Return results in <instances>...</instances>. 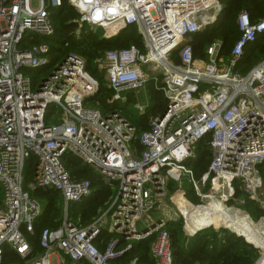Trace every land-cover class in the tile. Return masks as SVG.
<instances>
[{
	"label": "built area",
	"instance_id": "obj_1",
	"mask_svg": "<svg viewBox=\"0 0 264 264\" xmlns=\"http://www.w3.org/2000/svg\"><path fill=\"white\" fill-rule=\"evenodd\" d=\"M64 1L76 10L77 27L102 29L105 39L137 27L143 38V50L135 45L110 50L103 61L113 102L140 96L150 83L166 100L164 118H150L149 130L139 139V156L131 149L136 128L128 119L85 105L99 85L78 54L65 55L36 82L27 74L50 65L48 44H24L34 38L30 33L55 35L51 12ZM221 11L219 0H0V264L6 250L24 264H113L149 238H154V264H174L164 220L138 229L148 222L156 199L171 196L173 203L172 180L188 177L202 203L237 190L255 197L262 183L258 167L264 162V59L245 75L236 67L245 48L264 35V18L253 21L247 12L240 13L230 59L220 56L222 42L216 41L199 63L187 39L212 26ZM144 104L137 101L134 108L143 114L150 106L147 99ZM51 105L63 111L59 124L46 122ZM207 137L212 160L197 180L186 163L197 158L196 145ZM68 155L118 185L115 237L103 250L95 242L104 232V219L79 228L69 218L70 204L86 200L93 190L89 180L72 179L65 165ZM31 157L36 165L25 187ZM27 188L54 190L63 200L62 224L42 231L40 254L28 236L35 235L43 207Z\"/></svg>",
	"mask_w": 264,
	"mask_h": 264
},
{
	"label": "trees",
	"instance_id": "obj_2",
	"mask_svg": "<svg viewBox=\"0 0 264 264\" xmlns=\"http://www.w3.org/2000/svg\"><path fill=\"white\" fill-rule=\"evenodd\" d=\"M219 3L222 11L216 23L200 33L191 35L187 39L196 60L199 58L204 59L207 56V49L216 41H221L223 46L220 56L225 61H228L232 48L239 38L237 26L239 14L247 12L253 21L264 18V0H219ZM77 16L76 10L64 1L59 9L51 12L56 31L55 35L41 40L37 37L26 40L24 47L39 43H46L51 47L50 65L46 70H43L44 73L39 72L41 74H36L32 80L36 82L39 78L46 76L55 67V61H60L65 55L69 53L78 54L86 63L87 72L99 85L97 94L85 105L100 110L103 115L118 112L128 119L136 128V136L131 143V149L136 156H139L143 151L139 139L144 132L149 130L150 118L164 112L167 104L166 100L162 93L156 91L153 84L150 83L146 89L148 95L146 93L140 95L142 99L149 97L150 106L145 113L140 114L134 108L138 97L133 95L128 97L126 103H121L123 106H118L120 103L112 101L113 93L107 87L103 61L106 52L110 50L127 49L132 45L143 50V38L137 27H130L113 39H105L102 29L91 30L84 26L78 31L75 23ZM54 52L56 57L53 56ZM263 59L264 35L258 37L255 42L245 48L244 55L240 59L236 71L245 75ZM49 112L46 122L48 125H52L54 124L52 122L54 121L55 112L53 110ZM210 140L211 137H207L197 144L195 148L197 158L186 163V166L194 171L197 180L207 171L212 160V151L209 146ZM70 157V155L65 157V165L71 173L72 179L89 180L93 190L90 197L81 204H74L72 207L71 216L73 220H70L79 228H84L96 221L100 214L108 211L117 195L118 185L117 183L105 182L97 172L85 167L75 158L71 159ZM35 165L36 159L31 157L25 168L27 184L33 178ZM258 169L264 186V162L259 165ZM187 192L188 186L184 187L181 192L179 202L185 209L192 210L195 214L191 215L183 212L181 218L166 224V229L172 237L174 264H264V257H255L252 261L247 258L251 251H255L251 245L264 251L263 243L258 239V237L264 239L262 224L255 225L252 222L250 208L247 203L239 206V210L236 208L227 210L225 208L228 221L223 224L211 221L206 225H199L196 224L197 216L204 210L205 205L203 207L192 205L189 199L192 203L194 200L197 204L201 202L198 197H187ZM1 194L2 189L0 187V196ZM235 194L236 200L241 195L246 200V193L237 190ZM31 196L43 207V211L35 223V235L28 236L35 253L40 254L39 238L42 231L44 229L55 230L62 224L63 200L58 192L49 189L37 190ZM0 203L2 202L0 201ZM252 204L254 219L258 220L264 217V211L259 208V205L257 203ZM185 218L187 223H189L186 229L190 236L185 233V221L183 220ZM254 229L259 230V236H256ZM228 230L237 232L238 236ZM114 237L115 234L113 232H103L95 244L103 250L106 243ZM153 240L154 238H149L135 243L131 252L113 264H131L135 260L137 264H154V259L151 255ZM4 257V264H24L21 257L11 250H6Z\"/></svg>",
	"mask_w": 264,
	"mask_h": 264
},
{
	"label": "rangeland",
	"instance_id": "obj_3",
	"mask_svg": "<svg viewBox=\"0 0 264 264\" xmlns=\"http://www.w3.org/2000/svg\"><path fill=\"white\" fill-rule=\"evenodd\" d=\"M218 20V17L216 18V21ZM216 23V22H215ZM214 23V24H215ZM214 24H212V26L214 25ZM208 28V27H207ZM207 28H205V29H207ZM80 27H78V31H80ZM30 35H32V36H34L35 38L37 37V38H39L40 40L41 39H45V37H42V36H36L34 33H30ZM46 44V43H45ZM50 47V46H49ZM49 49H51V47L49 48ZM53 56L54 57H56L55 56V52L53 53ZM56 62L57 61H55V63L54 64H56ZM47 69V68H46ZM46 69H44V70H46ZM54 69V68H53ZM52 69V70H53ZM144 69L146 70L147 68L146 67H144ZM51 70V71H52ZM51 71H49L48 72V74L46 75V76H44V78L45 77H47L50 73H51ZM39 72H41V73H44V71L43 70H38V71H36V70H30V71H28L27 72V74L33 79L35 76H36V74L38 75V73ZM41 73H39V74H41ZM104 75H105V77H106V72L104 71ZM43 76V75H42ZM42 84H43V82H42ZM146 93V92H145ZM147 94V93H146ZM148 95V94H147ZM91 99V98H90ZM90 99H88L87 100V102H89V100ZM138 102L139 103H141V104H143V105H145L144 104V102H145V97H144V99H142V97H140V96H138ZM117 103H120V102H117ZM118 106H123V104H118ZM54 111L55 112V114H54V121L52 122V123H56V124H58L59 122H60V117H62V115H63V111L61 110V108L59 107V106H57V105H51V107H50V109H49V111ZM48 113H50V112H48ZM71 159H74L72 156L70 157ZM28 161L29 160H27V164H28ZM260 174V173H259ZM260 178H261V182H262V177H261V175H260ZM183 180H185V181H188V177H184L183 178ZM30 182H31V180H30ZM173 185H174V181L172 180L170 183H169V189L170 190H172V187H173ZM27 186V181L25 180V187ZM27 190H29V192L32 194L33 193V191L31 190V189H29V188H27ZM205 190H207L206 192H208L209 191V189H207V187H204V191ZM35 192V191H34ZM169 192V191H168ZM246 192V191H245ZM115 194V193H114ZM167 195V194H166ZM187 196L189 197H197L196 195H195V193L193 192V190H192V188H191V185L190 184H188V192H187ZM233 196V195H232ZM232 196H230V197H232ZM167 197V196H166ZM170 197L171 196H168L167 198H160V199H156V201H157V207L155 206V208H154V211L150 214V216L149 217H147V218H145V220H147L148 222H146L145 224H143V223H139L138 224V229H139V231L140 232H143V231H145L147 228H150L154 223H156V222H158L160 219H162V220H164L166 223H168V222H170V221H175V220H177V219H179V218H181V216H180V212L178 211V209L174 206V204L172 203V199L170 200ZM229 197V198H230ZM199 198V197H198ZM190 200V199H189ZM193 200V199H192ZM199 200H200V202L201 203H199V204H197V202H195V200L193 201V203H194V205L195 206H204V205H209L211 202H209V203H202V199L201 198H199ZM216 200V199H215ZM0 201L1 202H3V195L1 194V196H0ZM191 201V200H190ZM83 201H81V202H79V204H81ZM192 202V201H191ZM204 202V201H203ZM242 203H247L248 205H249V208H250V218H251V220H252V222L255 224V225H261L262 226V231H264V217H261L260 219H258V220H255L254 219V217H253V215H252V203H257L258 205H259V208L262 210V211H264V186H263V182L261 183V187H260V189L258 190V192L256 193V195H255V197L254 198H251V195H249V194H247V192H246V200L243 198V196L241 195L240 197H239V199L235 202V203H231V202H229V203H225L223 206L227 209V210H231L232 208H236L237 210H239V206H241L242 205ZM76 204H78V203H76ZM112 204H113V202L111 203V206H112ZM111 206H110V208H111ZM72 207H73V204H70V206H69V218L71 219V220H73V217L71 216V213H72ZM110 208L108 209V211L106 212V213H102V214H100L98 217H97V220L96 221H98V220H100V219H104V221H103V223L101 224V227L103 228V231L104 232H111L112 230H113V227H114V218H115V214L114 213H112V214H109V210H110ZM205 208V207H204ZM219 208H221V212L222 213H226L225 211H223L224 210V208H222V207H219ZM241 212H243V211H241ZM62 213H63V205H62ZM184 221H185V231H186V233H188V234H190L189 232H188V230L186 229L187 228V225L189 224V223H187V220H185V219H183ZM95 222V221H94ZM228 231H230V232H232V233H234L236 236H238V233L237 232H235V231H233V230H228ZM254 232L256 233V236H259V230L258 229H254ZM253 232V233H254ZM245 242H246V240L244 239V238H242ZM258 239L261 241V243H263V246H264V239H261V238H259L258 237ZM247 243V242H246ZM251 247H252V249H254L255 251H251V254H248L247 256V258H248V260L249 261H252V259L253 258H255V257H264V251L262 250V249H258V248H256L255 246H253V245H251Z\"/></svg>",
	"mask_w": 264,
	"mask_h": 264
},
{
	"label": "bare ground",
	"instance_id": "obj_4",
	"mask_svg": "<svg viewBox=\"0 0 264 264\" xmlns=\"http://www.w3.org/2000/svg\"><path fill=\"white\" fill-rule=\"evenodd\" d=\"M188 186V181L178 179L174 181V185L172 187V198H173V204L180 212V216L183 212L190 213L191 215L195 214L192 210L185 209L179 202V197L181 192L183 191L184 187ZM223 200H215L213 199L209 205H205V209L199 213L197 216V223L199 225H206L211 221L219 222L220 224L225 223L228 221V217L226 213L221 212V208H224L223 211L226 212L225 207L223 206L224 202H236V194H234L232 197H228V195L223 196ZM223 201V203L221 202ZM243 204V203H242ZM208 210V211H207Z\"/></svg>",
	"mask_w": 264,
	"mask_h": 264
},
{
	"label": "water",
	"instance_id": "obj_5",
	"mask_svg": "<svg viewBox=\"0 0 264 264\" xmlns=\"http://www.w3.org/2000/svg\"><path fill=\"white\" fill-rule=\"evenodd\" d=\"M166 112H167V108H165L164 112L159 115L158 119L162 120L164 118V116L166 115ZM115 199H116V197L114 198L113 204H112V206H111V208L109 210L110 214L115 212V207H114Z\"/></svg>",
	"mask_w": 264,
	"mask_h": 264
},
{
	"label": "crops",
	"instance_id": "obj_6",
	"mask_svg": "<svg viewBox=\"0 0 264 264\" xmlns=\"http://www.w3.org/2000/svg\"><path fill=\"white\" fill-rule=\"evenodd\" d=\"M204 31V30H203ZM202 32V31H201ZM200 33V32H199ZM222 46H223V43H222ZM234 47V46H233ZM233 49V48H232ZM199 60V63H203V61H205V60H207V56L204 58V59H201V58H199L198 59ZM147 89V88H146ZM146 92V90L145 91H143L142 93H145ZM141 93V94H142ZM145 99H147L148 101H149V97H145ZM149 104H150V101H149ZM205 209V208H204Z\"/></svg>",
	"mask_w": 264,
	"mask_h": 264
}]
</instances>
